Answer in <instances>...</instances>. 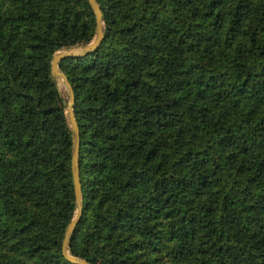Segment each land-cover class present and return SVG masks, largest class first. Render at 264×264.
Instances as JSON below:
<instances>
[{
  "label": "trees",
  "instance_id": "obj_1",
  "mask_svg": "<svg viewBox=\"0 0 264 264\" xmlns=\"http://www.w3.org/2000/svg\"><path fill=\"white\" fill-rule=\"evenodd\" d=\"M97 48L58 61L79 132L92 264H264V0H96ZM87 0H0V264H74L54 51L88 42Z\"/></svg>",
  "mask_w": 264,
  "mask_h": 264
},
{
  "label": "water",
  "instance_id": "obj_2",
  "mask_svg": "<svg viewBox=\"0 0 264 264\" xmlns=\"http://www.w3.org/2000/svg\"><path fill=\"white\" fill-rule=\"evenodd\" d=\"M94 16V32L92 38L80 45L78 50L72 49H62L56 50L52 53L50 58V74L55 79L57 77L61 78L64 87L67 90V100L64 102V110L67 115L68 125L71 132V150H70V169L72 177V186H73V196L75 202V211L68 223L65 226L62 238H61V253L69 261L74 264H92L84 258L77 257L68 253L67 245L71 237V234L74 230L75 224L77 223L82 208V196L80 191V181H79V172H78V146H79V132L78 126L75 121L74 112H73V102L74 94L73 89L68 81L64 72L59 70L58 61L62 58L69 56H78L86 54L87 52L97 48L98 44L101 41L103 35V20L101 10L96 0H87Z\"/></svg>",
  "mask_w": 264,
  "mask_h": 264
},
{
  "label": "rangeland",
  "instance_id": "obj_3",
  "mask_svg": "<svg viewBox=\"0 0 264 264\" xmlns=\"http://www.w3.org/2000/svg\"><path fill=\"white\" fill-rule=\"evenodd\" d=\"M79 48H80V45L72 46V47L65 48V49L78 50ZM59 50H62V49H59ZM55 81H56V84H57V86H58V88H59L61 94L63 95V97L65 98V101H66V100H67V90H66V88L64 87L61 78L57 77V78H55Z\"/></svg>",
  "mask_w": 264,
  "mask_h": 264
}]
</instances>
